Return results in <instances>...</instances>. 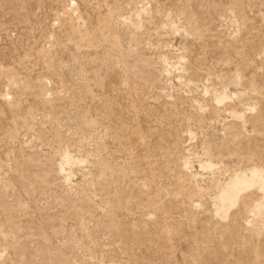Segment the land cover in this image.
Returning <instances> with one entry per match:
<instances>
[{
	"label": "rangeland",
	"instance_id": "obj_1",
	"mask_svg": "<svg viewBox=\"0 0 264 264\" xmlns=\"http://www.w3.org/2000/svg\"><path fill=\"white\" fill-rule=\"evenodd\" d=\"M251 165L264 0H0V264H264Z\"/></svg>",
	"mask_w": 264,
	"mask_h": 264
},
{
	"label": "bare ground",
	"instance_id": "obj_2",
	"mask_svg": "<svg viewBox=\"0 0 264 264\" xmlns=\"http://www.w3.org/2000/svg\"><path fill=\"white\" fill-rule=\"evenodd\" d=\"M172 27L175 29L177 28L175 25H173ZM163 60L164 62L165 61L167 62L168 57L166 56L165 58H163ZM169 68L170 70L174 69L173 66L172 67L170 66ZM225 99H227L226 94L220 95L218 97V102L221 103ZM236 116H238L237 113H236ZM62 156L63 158H62L61 171L64 170L63 165H75L77 163V160L71 157L69 154L65 153V155H62ZM183 165L186 171L189 170L190 168L189 166L191 165L189 158L188 159L185 158V162ZM200 167L202 169H212L215 166H214V162L212 161V159H210L207 162L203 163ZM196 178H198L196 175H192L193 180L194 179L196 180ZM195 188H196L195 190L198 193H202L204 191L199 186H196ZM254 188H257L259 192L262 194V196L259 200L255 201V203L249 206V208L246 210L245 231L247 232L248 235H251L255 238H261L262 236H264V168L263 167L251 165V167H249L248 169H243V170L233 172L229 176L228 180L226 179L225 184L218 189L219 192L214 199V205L216 208L217 215H219L223 219H227L229 217V213L231 209L238 205L241 197L244 194H246L249 190L254 189Z\"/></svg>",
	"mask_w": 264,
	"mask_h": 264
}]
</instances>
